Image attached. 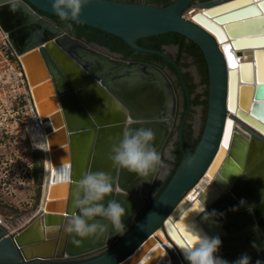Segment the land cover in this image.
I'll list each match as a JSON object with an SVG mask.
<instances>
[{
    "label": "water",
    "instance_id": "obj_1",
    "mask_svg": "<svg viewBox=\"0 0 264 264\" xmlns=\"http://www.w3.org/2000/svg\"><path fill=\"white\" fill-rule=\"evenodd\" d=\"M22 4L13 11L0 0V27L18 57L33 111L48 127L49 151L47 157L42 155L39 196L41 201L45 194L46 201L43 211L14 234L0 225V264H132L157 240L155 230H168L169 221L181 239L182 230L195 225L210 236L218 235L222 242L218 254L229 264L245 253L251 264L257 260L264 264V181H257L264 168V138L237 118L264 132V85L259 80L264 46H248L264 39V0H173L167 6L90 0L78 21H73L112 35L137 53L152 51L138 46L136 39L166 33L187 38L203 53L209 77L204 130L194 153L184 159L155 199L157 173L153 180L142 181L114 166L109 153L125 130L140 127L153 129L154 147L161 153L175 114V95L165 73L151 63L122 59L103 46L71 36L65 27L40 14L57 17L49 0H22ZM191 7L203 10L193 13L194 21L203 17L206 22L197 21L200 25L219 29L225 40H231V47L238 46L235 69L227 68L212 35L184 16ZM251 8L257 9L254 15H242ZM250 49L242 58L241 51ZM245 64L250 65L249 75L240 68ZM230 102L234 110L229 109ZM228 120L233 127L224 148ZM64 169L69 170L67 180ZM89 171L111 175L119 191L104 203L115 195L125 208L131 205V213L124 218L129 229L123 235L106 230L98 238H84L76 244L63 225L73 211L76 183ZM205 173L213 174L210 186L178 216L189 202L188 192ZM212 190L215 194L209 200L207 193ZM196 202L201 209L204 205L206 211L215 209L223 216L209 224L202 220L200 210L194 221L178 226ZM45 227L50 230L45 232ZM175 241L171 239L172 250L162 245L169 264H188ZM153 261L149 256L139 264Z\"/></svg>",
    "mask_w": 264,
    "mask_h": 264
},
{
    "label": "clouds",
    "instance_id": "obj_2",
    "mask_svg": "<svg viewBox=\"0 0 264 264\" xmlns=\"http://www.w3.org/2000/svg\"><path fill=\"white\" fill-rule=\"evenodd\" d=\"M89 2L90 0H49L55 15L61 21L68 22L67 28L72 27L71 22L78 21L82 9ZM4 3L13 11L23 7L22 0H4ZM32 139L38 149L48 141V137L38 131L32 132ZM154 141L155 132L152 128H129L123 132L118 142L112 144L109 159L114 166L135 174L142 181H149L150 177L153 180L158 171V179L163 180L169 165L161 153L157 152ZM68 175L66 172V180ZM114 191L119 189L114 188L111 175L104 171L86 172L77 181L71 201L73 211L63 225L66 234H73V243L80 244L84 238H98L106 230H110L111 235L125 233L127 225L124 218L131 213V205L128 204L125 208L115 195L105 204V198ZM201 213L202 220L209 224H215L217 217L223 216V213H217L215 209L206 211L204 205ZM43 230L47 232L50 229L45 227ZM187 230L193 235L192 244L181 251L188 264H229L228 260L218 254L222 243L218 235H208L199 225ZM253 247H256L255 244ZM232 264H251V257L247 253L242 254ZM256 264H261V261L257 260Z\"/></svg>",
    "mask_w": 264,
    "mask_h": 264
},
{
    "label": "flooded vegetation",
    "instance_id": "obj_3",
    "mask_svg": "<svg viewBox=\"0 0 264 264\" xmlns=\"http://www.w3.org/2000/svg\"><path fill=\"white\" fill-rule=\"evenodd\" d=\"M124 1L163 6L162 2L153 0ZM161 36L162 34L144 37L141 47L151 50L150 53H137L132 50L129 52L124 47H119L121 52H114L97 41H90L118 54L122 59L147 62L157 66L165 73L172 85L175 95V114L161 151L169 168L164 179H158L152 199L163 190L184 159L194 153L206 123L209 97L208 69L199 47L175 33ZM159 174L158 171L157 178Z\"/></svg>",
    "mask_w": 264,
    "mask_h": 264
},
{
    "label": "rangeland",
    "instance_id": "obj_4",
    "mask_svg": "<svg viewBox=\"0 0 264 264\" xmlns=\"http://www.w3.org/2000/svg\"><path fill=\"white\" fill-rule=\"evenodd\" d=\"M21 87L0 84V220L9 234L24 227L37 212L42 173V155L21 126L27 117ZM14 118L21 127L13 125Z\"/></svg>",
    "mask_w": 264,
    "mask_h": 264
},
{
    "label": "bare ground",
    "instance_id": "obj_5",
    "mask_svg": "<svg viewBox=\"0 0 264 264\" xmlns=\"http://www.w3.org/2000/svg\"><path fill=\"white\" fill-rule=\"evenodd\" d=\"M191 10H190V12H185L184 13V16L186 17V18H188V19H192L193 21H194V19L192 18V15H193V13H195V12H201V11H203V10H201V9H196V8H190ZM195 23H197V24H201V23H198L197 21H194ZM200 26H202L203 28H205V30H207L211 35H212V37L214 38V40L216 41V43H217V46H218V49H219V51L221 52V54H222V56L224 57V61H225V64H226V66H227V68H230L229 67V61H228V57H227V55H226V53H225V51H224V49L225 48H229L230 49V51H231V53H232V55H233V57H234V60H235V63H236V61H237V56H236V54H235V48H237L238 46H236L235 45V47H231L230 46V42H231V40H229V39H227V40H225L223 43L217 38V35H216V33H215V31H212V30H210V29H206V27H204L203 25H200ZM220 31V30H219ZM221 32V31H220ZM221 33H223V32H221ZM258 40H262V39H258ZM252 41V40H251ZM254 41H257V40H254ZM253 42V41H252ZM250 43V44H248V46L249 45H256V44H253V43ZM246 46L247 44H243V45H240V46ZM246 50V49H245ZM251 52V49L249 50V52H247V51H241V56H242V58H244L245 57V55L247 54V53H250ZM243 61H244V59H243ZM245 73V72H244ZM247 75H249V72L247 73ZM246 76V75H245ZM247 77V76H246ZM0 83H2V82H0ZM29 90V89H28ZM1 92V91H0ZM27 93L29 94V92L27 91ZM29 96H30V94H29ZM30 108H32V106H30V104H29V109L27 108L26 110H25V113H28V114H25L27 117H26V120H25V123L24 124H22L21 126H23V131H25V133L27 134V136H28V140L30 139V142H31V145L33 146V148H35L36 150H39V151H41L42 152V155H44L45 154V157H47V154H48V148H47V146H46V142H45V144L43 145V147L42 148H40V149H38L37 148V146H35L34 145V143H33V139H32V132H35V131H38V132H40L41 134H43V135H45V132H46V129L48 128V127H46L45 125H46V123L44 124V123H42V118H41V115H39V117H38V115L32 110V109H30ZM227 113L228 114H230L231 116H236L235 115V113H233L232 111H227ZM34 114V115H33ZM32 115V116H31ZM239 120H238V123H240V124H242V125H244L245 127H250L251 129H253L256 133H258L260 136H262L263 138H264V132H262L260 129H258V128H256L255 126H253V125H251L249 122H247L246 120H244V119H242V118H239V117H237ZM15 119V118H14ZM234 124V123H233ZM13 125H16V126H18V127H21V126H19L18 124H17V122H16V119L14 120V123H13ZM232 126V125H231ZM233 127V126H232ZM232 127L230 128V131H231V129H232ZM260 153H261V151H260ZM222 156H223V154L219 157V160H218V162L215 164V166H214V168H213V174L216 172V170H217V167L219 166V164H220V161L222 160ZM47 160H48V158H47ZM48 163V162H47ZM264 167V166H263ZM213 174H212V176H213ZM212 176L211 177H209L208 175H207V173H205V175L199 180V182L197 183V185L194 187V188H192L189 192H188V194H187V198L189 199V202L185 205V206H183V207H181L180 209H179V214H178V216L185 210V208H187L188 206H190L191 204H192V202L193 201H195L197 198H198V196H199V194L204 190V189H206L207 187H209L210 186V184H211V181H212ZM257 181H259V182H263L264 181V168H262L260 171H259V174H258V178H257ZM213 194H215V190H212V191H209L208 193H207V199L209 198V200L210 199H212L213 198ZM44 201H46V196H45V194H44V196H43V199L41 200V201H39L38 200V205H37V212L35 213V215L37 214V213H41L42 211H43V205H44ZM200 210H201V207H200V205L198 204V202H196L190 209H189V211L185 214V216L177 223V225L178 226H181V225H183L184 223H190L191 221H194V219H193V217H194V215L195 214H197L198 212H200ZM34 215V216H35ZM33 216V217H34ZM31 221V220H30ZM29 221V222H30ZM28 222V223H29ZM0 225L2 226V227H5V222L1 219L0 220ZM169 225H172V222L171 221H169L168 222V230L165 228V227H163V228H158L157 230H155V232H154V235L156 236V238H157V240H155L153 243H152V245H150V246H148V248L144 251V253L141 255V257L138 259V260H136L134 263H132V264H139V263H141L142 261H145V260H147L148 258H149V256L150 257H154V261H153V264H169V256H168V254H167V252H166V249L165 248H163L162 247V245L164 244L166 247H168L169 249H173V246H172V244H171V239L173 240V241H175L177 238L176 237H174L175 238V240H174V238H173V236H170V234L169 233H173V231L175 230V232H176V228H172V227H169ZM196 226V225H195ZM195 226H191V227H186V228H184V229H189V228H193V227H195ZM183 229V230H184ZM182 230V231H183ZM175 243L177 244V247H179V249H180V252H181V255L184 257V255H183V253H182V249H183V247L181 248L179 245H178V243L175 241ZM175 244V245H176Z\"/></svg>",
    "mask_w": 264,
    "mask_h": 264
},
{
    "label": "built area",
    "instance_id": "obj_6",
    "mask_svg": "<svg viewBox=\"0 0 264 264\" xmlns=\"http://www.w3.org/2000/svg\"><path fill=\"white\" fill-rule=\"evenodd\" d=\"M0 82L2 83L8 82V85L10 87H16V88L21 85L22 86L21 89L23 92L22 98L25 101V105L23 109L25 110L27 108L29 109L30 101H29V94L27 93L28 86L26 85L25 77L22 72L21 65L18 61V57L15 55L9 43L7 33L4 32L1 29V27H0ZM30 109L33 110V108ZM23 114H28V113L24 112ZM16 115H19V113H17ZM3 228L7 232V226L5 225V227ZM65 259H67V257Z\"/></svg>",
    "mask_w": 264,
    "mask_h": 264
},
{
    "label": "snow or ice",
    "instance_id": "obj_7",
    "mask_svg": "<svg viewBox=\"0 0 264 264\" xmlns=\"http://www.w3.org/2000/svg\"><path fill=\"white\" fill-rule=\"evenodd\" d=\"M236 6L239 7L240 5H236ZM261 10H264V4L261 5ZM256 12H257V9L251 8L247 12L242 13V15H254ZM205 15H207V13ZM231 18L232 17H228L227 19H231ZM195 19H197L198 22H206V21L203 20V17H196ZM213 30L215 31V33L217 35V38L223 43L225 41L224 35L219 31V29H213ZM252 43L264 46V39L253 41ZM224 51H225V53H226V55L228 57L229 67L235 69L237 67V64L235 63L234 57H233L230 49L229 48H225ZM260 55L264 56V54H260ZM240 68L247 75V73L250 70V65H247V64L240 65ZM259 80H260V83L262 85H264V61H262L261 66H260ZM229 109L230 110H234L231 102H230V105H229ZM261 120L264 121V114L261 115ZM231 125H232V121L228 120L226 122L225 131H224V145H223L224 148L228 147L229 141L231 139V132H230ZM66 172L69 174V170L68 169H64L63 172H62V175H63L65 180H66V176H65ZM169 227H171V225H169ZM172 235L177 238L178 242L181 244V247L186 249V248L191 246L192 240H193V235L187 229H184L182 231L183 239H181L180 236L177 235V233L175 231H173Z\"/></svg>",
    "mask_w": 264,
    "mask_h": 264
},
{
    "label": "trees",
    "instance_id": "obj_8",
    "mask_svg": "<svg viewBox=\"0 0 264 264\" xmlns=\"http://www.w3.org/2000/svg\"><path fill=\"white\" fill-rule=\"evenodd\" d=\"M153 1L162 2L163 6H167V5H169L171 3L170 0H153ZM40 14L50 18L57 25H59L61 27H65L67 29L68 33L71 36H74L76 38H84V39H86L89 42L90 41H97L100 45L106 46L111 51H114V52H121L119 47H124L126 50L131 52V49L129 47H127L120 39H118V38H116V37H114L112 35H109V34H106L104 32L98 31L96 29H93V28H90V27H87V26H84V25H80V24H77V23H73V22H71L72 23V27L71 28H67L66 24L68 22L61 21L57 17H53V16L46 15V14H43V13H40ZM167 34H170V33L162 34L161 37H164ZM176 35H178V34H176ZM143 41H144V38H138L135 42H136V44L138 46L141 47ZM124 55H126V53ZM37 151H39V150H37ZM39 152L42 155V152L41 151H39Z\"/></svg>",
    "mask_w": 264,
    "mask_h": 264
}]
</instances>
